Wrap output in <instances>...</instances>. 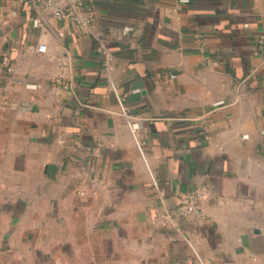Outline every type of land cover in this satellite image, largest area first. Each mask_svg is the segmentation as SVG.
Listing matches in <instances>:
<instances>
[{"label": "crops", "instance_id": "crops-1", "mask_svg": "<svg viewBox=\"0 0 264 264\" xmlns=\"http://www.w3.org/2000/svg\"><path fill=\"white\" fill-rule=\"evenodd\" d=\"M84 1L0 0V264H264V0Z\"/></svg>", "mask_w": 264, "mask_h": 264}, {"label": "built area", "instance_id": "built-area-1", "mask_svg": "<svg viewBox=\"0 0 264 264\" xmlns=\"http://www.w3.org/2000/svg\"><path fill=\"white\" fill-rule=\"evenodd\" d=\"M35 2L42 9L49 12L55 19L72 21L86 33H93L96 19L92 11L87 8L84 0H35ZM262 40H264V34ZM37 50L46 52L48 46L45 43L39 44ZM120 99L121 101L123 100V98ZM223 104L224 101L222 100L216 106ZM137 126V123L133 124L134 129ZM201 198L202 194L199 192H193L185 197L184 204L186 205L188 213L193 218L202 219L204 217V212L200 204Z\"/></svg>", "mask_w": 264, "mask_h": 264}]
</instances>
